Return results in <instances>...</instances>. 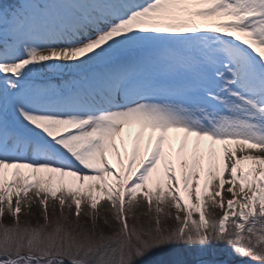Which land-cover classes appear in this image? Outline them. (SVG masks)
<instances>
[{"label": "snow or ice", "instance_id": "6c2138e0", "mask_svg": "<svg viewBox=\"0 0 264 264\" xmlns=\"http://www.w3.org/2000/svg\"><path fill=\"white\" fill-rule=\"evenodd\" d=\"M36 200L45 223L22 227ZM50 201L77 222L53 228ZM102 201L112 235L96 223ZM144 203L154 229L129 224ZM6 214L0 264H264V0L0 3Z\"/></svg>", "mask_w": 264, "mask_h": 264}, {"label": "trees", "instance_id": "16d2710c", "mask_svg": "<svg viewBox=\"0 0 264 264\" xmlns=\"http://www.w3.org/2000/svg\"><path fill=\"white\" fill-rule=\"evenodd\" d=\"M0 3H5L8 5H14L16 2V0H0ZM36 203H33L31 209L26 208V214L22 213V215H26V216H30L29 219H34L37 218L39 219L40 217H43V222L40 225H30V224H21L22 227L24 226H31L33 228H37L42 226L45 221H44V212H43V208L41 207L40 203L38 200L35 201ZM60 205L58 202H50L49 203V209H48V215H49V219L52 222V226L55 224L57 221H61L63 222V217H67L69 221L75 223V220H77L76 216H75V212L72 211V209H69V211L64 212L63 216L61 215V210H59ZM148 205L146 203L142 204L140 207H138L135 210V215H137L135 218H131L129 219V224L132 226H135L137 228H143L145 230L148 229H154L156 227V223H155V216L154 215V211H150L148 209ZM140 210V212H139ZM90 208L87 205H84L82 208V213H81V220H84V218H86L88 216V218L90 217V215H88V213H90ZM99 212H100V216L99 218L101 220H97V225L99 226V228L107 235H112L115 232L119 231L120 225L119 223L115 220L114 218V214L111 210V205L108 202L103 203L102 205L99 206ZM107 217V218H106ZM175 216L172 214V218H162V220L164 221V225L166 227H164L162 224L160 225V227L164 230L167 231H172L175 230L176 228H178L180 225L177 222V220L174 218ZM13 217H11V221H12ZM28 219V218H27ZM91 219V217H90ZM105 220L108 221L107 224H105ZM1 224H3L1 222ZM91 224H92V220H91ZM116 224V226H115ZM54 225V227H55ZM90 225V224H89ZM11 226L14 227V221L11 223ZM86 227L87 226L85 225ZM52 228L49 229V231H51ZM175 247L177 246H169L167 248H161V249H157L155 250L153 253H151L150 255L156 256V255H160V254H165V253H169L171 252ZM184 247V246H183ZM147 259V257L145 258ZM142 263V262H141ZM67 264V263H66ZM137 264H140V262H137Z\"/></svg>", "mask_w": 264, "mask_h": 264}, {"label": "rangeland", "instance_id": "374dc122", "mask_svg": "<svg viewBox=\"0 0 264 264\" xmlns=\"http://www.w3.org/2000/svg\"><path fill=\"white\" fill-rule=\"evenodd\" d=\"M212 20H214V19H212ZM217 20L215 19V22H216ZM133 129H135L136 130V132H137V129L134 127ZM148 135H151V133H147L146 135H145V137H148ZM109 158H110V160L112 161V163L113 164H115L116 163V161H115V159H114V156H112V154L110 153L109 154ZM162 167V166H161ZM30 196L32 195L31 193L29 194ZM51 202V201H50ZM70 202V201H69ZM106 201H102L101 203H100V205H102L103 203H105ZM34 203H36V202H34ZM84 206V205H83ZM83 206H82V208H83ZM99 207V206H98ZM60 208V207H59ZM72 211H74L75 212V207L73 206L72 208ZM25 210H26V208H25ZM23 211L22 213L24 214H26V211ZM43 210V209H42ZM60 210V209H59ZM67 211H69V208L67 207V206H65V208H64V210H63V213L64 212H67ZM44 212V211H43ZM139 212H140V210H139ZM174 212H176V210L174 211ZM22 213H21V216H20V223L22 224H30V225H40V224H42V222H43V217L41 218H39V219H37V218H34V219H29V215L28 216H24V215H22ZM154 215H156V213L154 212ZM137 215H135V217H136ZM11 217H13L11 214H6L3 218H2V220H0V224H1V222L3 223V225L4 226H7V227H13V226H11V223L14 221V226H15V224H16V220H15V218L13 217V219H12V221H11ZM181 217L183 218V213H181ZM28 218V219H27ZM107 218V217H106ZM91 220L92 219H90V217L88 218V216L86 217V218H84V220H79V223L80 224H82V225H87V226H92V224H91ZM99 220H101L100 218H99ZM77 222V220H75V223ZM98 222V221H97ZM96 222V223H97ZM179 223V222H178ZM90 224V225H89ZM161 224L164 226V227H166L165 225H164V221L162 220V222H161ZM55 225V224H54ZM54 225H53V228H54ZM115 226H116V224H115ZM52 230V229H51ZM179 247H183V246H179ZM229 251H231V249H229ZM140 264H143V262L141 263L140 262ZM236 264H258V262L257 261H255V260H253L251 257H245V258H242V257H236Z\"/></svg>", "mask_w": 264, "mask_h": 264}, {"label": "bare ground", "instance_id": "6f19581e", "mask_svg": "<svg viewBox=\"0 0 264 264\" xmlns=\"http://www.w3.org/2000/svg\"><path fill=\"white\" fill-rule=\"evenodd\" d=\"M135 134H136V131L135 130H133V129H127V128L125 129L124 138H125V141H126V144H127V147L129 149V151L131 150V146H132V139L131 138H134L135 137ZM171 135H173L175 137L177 135H182V134L173 133ZM173 142H174V144L176 146H178V142L177 141L174 140ZM117 143L119 144V138L117 139ZM144 146H145V148H147V137H145ZM220 148H221V146L217 145V149L219 150ZM123 151H124V149L121 148L122 154H123ZM114 159H115V157H114Z\"/></svg>", "mask_w": 264, "mask_h": 264}]
</instances>
